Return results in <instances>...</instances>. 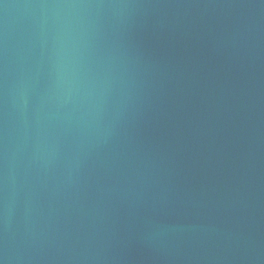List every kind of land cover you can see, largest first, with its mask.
<instances>
[{
	"label": "water",
	"instance_id": "95a60500",
	"mask_svg": "<svg viewBox=\"0 0 264 264\" xmlns=\"http://www.w3.org/2000/svg\"><path fill=\"white\" fill-rule=\"evenodd\" d=\"M0 264H264V0H0Z\"/></svg>",
	"mask_w": 264,
	"mask_h": 264
}]
</instances>
